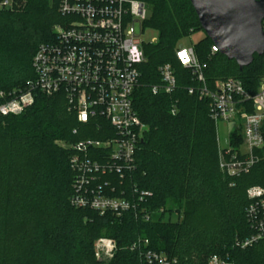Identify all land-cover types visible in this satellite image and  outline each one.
I'll return each mask as SVG.
<instances>
[{
	"label": "trees",
	"instance_id": "1",
	"mask_svg": "<svg viewBox=\"0 0 264 264\" xmlns=\"http://www.w3.org/2000/svg\"><path fill=\"white\" fill-rule=\"evenodd\" d=\"M141 1L150 9L144 27L158 33L155 42L144 45L142 85L134 94L147 130L132 169L123 177L103 175L99 183L114 196L148 191L143 205L163 212L143 221L133 213L117 216L73 206L72 145L113 137L115 131L104 118L79 122L62 93H38L20 114L0 116V264H99L94 242L101 236L117 242L113 264H142L129 249L139 238L177 264H207L216 253L236 264H264V240L247 249L234 247L251 233L247 189L264 186V153L239 176L220 169L209 101L187 92L194 79L176 56L180 41L202 29L195 9L190 0ZM63 20L59 0H19L13 9H0V89L23 87L33 78L37 48L55 39L53 27ZM212 45L207 36L191 45L207 65L208 83L236 77L254 92L264 77V55L255 54L240 70L235 60L213 53ZM166 63L173 66L179 88L154 95L149 86L159 81L158 67ZM103 153L91 149L89 156L98 159ZM166 213L178 217L166 219Z\"/></svg>",
	"mask_w": 264,
	"mask_h": 264
},
{
	"label": "built area",
	"instance_id": "2",
	"mask_svg": "<svg viewBox=\"0 0 264 264\" xmlns=\"http://www.w3.org/2000/svg\"><path fill=\"white\" fill-rule=\"evenodd\" d=\"M18 2L0 0V9H13ZM149 11L141 0H59L64 20L53 27L55 39L37 48L32 60L33 78L23 87L0 89V116L20 114L38 93L46 96L62 93L79 122L107 120L115 136L102 140L88 138L72 145L75 152L70 158L74 173L70 203L100 214L133 213L143 221L163 212V209L149 211L143 205L150 192L135 190L126 197L109 195L99 180L106 174L123 177L132 169L147 130L135 109L134 94L142 85L139 66L147 60L144 45L153 42L144 38ZM218 51L213 44L212 52ZM176 56L194 79L187 92L209 101L210 115L216 124L220 169L230 177L249 172L264 153V79L254 92L236 77L219 78L209 84L205 75L207 65L199 60L192 46L179 45ZM158 73L159 81L149 86L152 94H172L179 88L170 63L160 65ZM221 122L236 126L226 147L219 144ZM91 149L104 153L93 159L89 156ZM247 196L246 218L251 233L234 242L239 249L264 240V186H250ZM129 249L138 254L142 264H177L176 259L152 249L147 238H139ZM116 251L117 242L113 238L101 236L94 242V256L99 264H113ZM207 264L236 262L228 255L216 253Z\"/></svg>",
	"mask_w": 264,
	"mask_h": 264
},
{
	"label": "water",
	"instance_id": "3",
	"mask_svg": "<svg viewBox=\"0 0 264 264\" xmlns=\"http://www.w3.org/2000/svg\"><path fill=\"white\" fill-rule=\"evenodd\" d=\"M206 36L242 70L264 55V0H190Z\"/></svg>",
	"mask_w": 264,
	"mask_h": 264
},
{
	"label": "rangeland",
	"instance_id": "4",
	"mask_svg": "<svg viewBox=\"0 0 264 264\" xmlns=\"http://www.w3.org/2000/svg\"><path fill=\"white\" fill-rule=\"evenodd\" d=\"M149 15H150V11H149ZM204 37H206L205 31L203 29H198V30L194 31L193 33H191V35L189 37H186L183 40H181L180 45L191 46V45L197 43L198 41L202 40ZM144 38L147 41L155 42L158 38V33L155 29L148 28L147 32L144 34ZM263 79H264V77L262 79H260L259 84L263 81ZM235 130H236V126L234 123H225V122L219 123L218 136L220 138L219 144L222 147L227 146L229 135H230V133L234 132ZM169 217L172 220H176L178 216H177V214L169 215L168 213H166L165 218L167 219Z\"/></svg>",
	"mask_w": 264,
	"mask_h": 264
}]
</instances>
